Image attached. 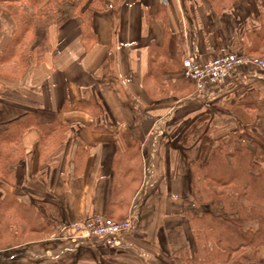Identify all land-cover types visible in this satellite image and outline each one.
<instances>
[{"label": "crops", "instance_id": "obj_1", "mask_svg": "<svg viewBox=\"0 0 264 264\" xmlns=\"http://www.w3.org/2000/svg\"><path fill=\"white\" fill-rule=\"evenodd\" d=\"M7 4L0 1V70L10 72L17 64V72L24 71L0 76V117H34L42 126L0 147V202L11 195L39 216L46 231L66 235L74 221H122L132 209L138 215L126 252L110 249L97 256L98 249L74 250L67 240L57 254L34 257L57 262L81 252L75 257L81 264H92L96 256L99 264H182L183 250L193 252L188 217L195 206L187 205L193 150L171 138L182 135L184 123L201 109L182 115L183 106L200 102L192 94L170 96L180 77L164 72L176 71L170 61L191 53L203 62L228 53L264 58V0L96 1L100 7L89 15L83 11L59 25L49 18L48 25L40 22L44 30L24 33L26 40L34 38L27 67L4 57L15 29L13 15L3 9ZM33 55L39 61L32 62ZM240 76L236 86L264 80V72L241 70ZM157 78L167 88L164 99L153 96ZM16 144L22 155L16 164L11 155L8 166L5 151Z\"/></svg>", "mask_w": 264, "mask_h": 264}, {"label": "trees", "instance_id": "obj_2", "mask_svg": "<svg viewBox=\"0 0 264 264\" xmlns=\"http://www.w3.org/2000/svg\"><path fill=\"white\" fill-rule=\"evenodd\" d=\"M0 1L14 4L21 0ZM44 1L25 0L26 10L20 22V12L15 8L13 20L21 28L15 27L4 57L21 58L14 48L21 44L24 33L31 31L33 34L44 27V23L48 25L49 18L59 25L58 22L69 16L83 11L91 14L100 7L95 5L100 0H92L88 6H85L87 0H47L39 7ZM12 42L15 44L13 48ZM28 57L29 52H26L24 60ZM179 59L178 56L170 61V67L176 68V71L164 73L179 75L173 89L182 92L181 89L187 87L192 94L194 85L182 76L183 58ZM259 93V89H249L245 94H240L239 100L229 103L231 112L235 113L239 122L235 129L229 125L213 127L208 124V116H203L182 134L181 146L194 150L193 156L187 159V205H198L205 209L201 214L189 210L193 252L187 257L188 260H182V264H264L261 253L264 247V134L259 132L256 125L262 120L257 112L264 103V95L259 96ZM32 126L38 128L42 123L34 117H0V147L16 142L21 133ZM4 160L9 161L8 166H11L14 159L11 154L5 153ZM217 188H229L231 194L217 193ZM13 203L26 228L46 231L39 216H35L31 209ZM10 204L5 203L4 209L7 208L5 205ZM218 209L220 212L216 211Z\"/></svg>", "mask_w": 264, "mask_h": 264}, {"label": "rangeland", "instance_id": "obj_3", "mask_svg": "<svg viewBox=\"0 0 264 264\" xmlns=\"http://www.w3.org/2000/svg\"><path fill=\"white\" fill-rule=\"evenodd\" d=\"M15 7L20 12V15L18 17L19 18L18 20L20 22L23 14L26 10L25 4L23 5V3H22V5H19V6L10 4V5H8V7L5 6L3 9L8 10L6 12H10V14L13 15V17H14ZM2 11L3 10L0 7V18L2 17V15H1ZM11 15H7V16L12 17ZM14 20H15V17H14ZM16 25H18V26H16ZM14 26L17 27L18 29L21 28L19 26V23L16 24V21L14 22ZM0 31H1V29H0ZM6 31H10L9 26L6 27ZM23 39H24L23 42L25 43V48H23L19 44L20 47L16 46V48H14V49H16L17 52L19 53V55L21 56V58L17 59L18 62L19 63L22 62V64L25 67H27L28 64H26L27 60H24V54L26 52H29L30 47H31V50L34 47V45H33L34 38L32 39V37H31V39H28V40H26L25 38H23ZM14 46H15V44H14V42H12L11 47L13 48ZM39 46H41L42 52L45 51V47L43 45V40L41 42H39ZM26 49H27V51H26ZM16 50H15V52H16ZM37 55L32 56V58H31L32 62L39 61L40 55L38 57H37ZM240 55L247 56L246 54H240ZM249 57L258 58V59H261L264 61V58H259L257 56H249ZM35 58H36V60H34ZM17 66L18 65L16 64V66H14V69L11 68L12 71H10V72H4V71L0 70V76L2 74H4L5 77L7 76L10 78H14V77H11L12 75H15V77L16 76H18V77L22 76L24 69H20L19 72H17V69H16ZM252 69L253 68L252 67L249 68V66H247L245 68H241V70L245 71V72L253 71ZM260 72H264V70L259 71V73ZM240 81H241V76H238L234 80H232L231 84L229 83V84L220 86L218 88L217 92L213 96H211L209 99H205L204 101H199L200 104L190 103L188 105L183 106V108L180 110V112H182L181 113L182 115L190 113L194 110L196 111L198 109H201L200 116H198L195 120H188L187 122H185L183 129H186V130L189 129L196 121H198L203 116H208V119H209L208 124H211V126H213V127L229 125L230 128L235 129L236 124H238L239 122H237V119L235 117L236 116L235 113L231 112L232 107L230 106L231 104H229V103H231L234 100H239L240 94H243V93L245 94L249 89H253V88L259 89L261 91V93H259V96L264 95V80H259V81H257V80L248 81L247 80L243 84H240V86H236L237 84L240 83ZM249 83H253L254 87H252L253 84L251 85ZM173 88L174 87H171L168 90L170 93V96H177L178 95L180 98H186L190 95V92H191V90L189 88L183 87V89H181L182 92H180L179 94L175 93V95H174L173 90H172ZM220 89H222V90H220ZM166 90H167V88L165 86H163L162 83H160L159 78H157L156 82L154 83V88H153V92L155 93V94H153L154 98L155 99H157V98L164 99V97L166 95H168L167 94L168 91H166ZM254 92H256V90ZM259 96H258V98H260ZM257 113H258L257 116H259L262 120L257 122L256 125L258 127L259 132L264 134V103L259 107ZM182 115H180L178 117L180 118ZM178 117L176 119H178ZM181 126L182 125H180V127ZM241 126H243V125H241ZM181 137H182L181 133H174V135L171 138L172 142L177 143L180 145V147H182L180 144L181 143L180 142ZM18 147L19 146H17V144H16L12 147H9L5 151V153L7 152L6 154L9 153V154L15 156L14 164H16L15 162L17 161V158L19 159L20 156L22 155V153L19 150L20 147L19 148ZM193 153H194V150H193L192 154L188 155V158H191L193 156ZM16 156H17V158H16ZM187 171H188V169H187ZM215 191L217 193H220V194H223V193L226 195L231 194L229 188H224V189L217 188ZM9 202L11 203L10 204L11 207H9L10 205L7 206ZM13 202L18 203V201L11 195H7L0 202V207L2 205L4 206L5 203L7 204V205H5V207H7V208L3 209L6 213H0V264H81L77 260L78 258L75 259L77 254L80 255L81 252L77 253L76 255H74V254L68 255V256L64 255V257L60 258V260L57 262L56 261H49L48 257H45L42 260H39V258H35L34 257L35 254L44 255L45 252H47V251H51V252L57 254L59 251H61L62 248H66L64 246L67 244H65V245H61V244L63 241H67V240L57 239L58 237H61V236L65 237L66 233L55 232L54 230L51 232V230L50 231H41L40 229L38 230L36 228H26L25 224L21 220L20 215H18V210L16 209V207L13 206L14 205ZM190 210L194 214H201L202 211L205 209H203L202 207H199L197 205L196 207H191ZM216 211L220 212V209H218ZM101 217H104V216H101ZM106 218H108V217H106ZM80 221H82V220H80ZM80 221H74V222H80ZM52 234H57V237H52ZM94 248L98 249L97 252H99V253L97 256H106V254H105L106 252H104L103 250H110V249H105V248L102 249V247H100V248L94 247ZM262 248L264 249V247H262ZM126 249L127 248H121L118 250H120L121 252H126L127 251ZM243 252H247V251H243ZM86 253H85V255L88 258L90 256H92V255H89ZM95 254H97V253H95ZM189 255L190 254H189L188 249H184L183 253H182V260H184V261L188 260L187 257H189ZM97 256L95 258L90 257V259H92V261H93L92 264H99L100 263ZM234 256H236V255H234ZM155 257H157V256H155ZM159 258H161L163 260H167V258L162 253L160 254ZM110 259L111 258H109V260ZM101 264H104V263L101 262ZM170 264H171V262H170Z\"/></svg>", "mask_w": 264, "mask_h": 264}, {"label": "built area", "instance_id": "obj_4", "mask_svg": "<svg viewBox=\"0 0 264 264\" xmlns=\"http://www.w3.org/2000/svg\"><path fill=\"white\" fill-rule=\"evenodd\" d=\"M252 67L254 73L264 70V61L245 55L222 54L210 61H200L195 54H189L182 61V76L194 85L191 100L204 101L213 96L221 85L231 84L240 76L241 68ZM255 77H257L255 75ZM138 215L132 209L122 221L94 216L66 226L68 234L58 237L72 242L74 250L80 247H102L118 250L130 247L128 238L136 231Z\"/></svg>", "mask_w": 264, "mask_h": 264}]
</instances>
